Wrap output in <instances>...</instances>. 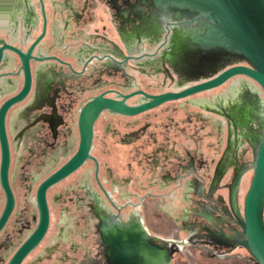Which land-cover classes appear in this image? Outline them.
I'll return each mask as SVG.
<instances>
[{"label":"flooded vegetation","instance_id":"1","mask_svg":"<svg viewBox=\"0 0 264 264\" xmlns=\"http://www.w3.org/2000/svg\"><path fill=\"white\" fill-rule=\"evenodd\" d=\"M42 5L47 32L45 39L42 38L40 51L43 50L49 60L41 64L30 63L31 88L24 99L12 104L4 115L10 149L9 182L14 195V207L0 231L1 235L13 218L12 235L5 239L8 258L36 225L38 211L34 197L37 184L76 149L77 114L86 101L98 94L120 99L118 92L127 94L136 89L150 94L176 91L212 71H180L171 66L167 53H164L170 44L172 22L175 20L165 14L158 19L154 0H0V38L6 44L26 50L44 25ZM57 31L62 34L58 36L55 34ZM106 52L117 55L121 64L94 66L92 61L95 57H101ZM125 55L127 59H123ZM18 65L16 54L9 48L3 49L0 59V104L22 84V76L16 75ZM141 75L148 78L161 76L162 88L155 91L147 89L140 79ZM214 89L206 97L190 96L178 104L207 113L204 116L197 112L195 117L200 122L209 118L211 141L205 142L202 136V139L199 136H191V140L174 139L170 132L175 124L170 118L163 124L157 122L163 129L161 131L156 130L157 126L154 131H147L151 121L138 128H132L138 123L135 119L125 123L130 131L114 145L118 146L120 153L128 145L132 148L134 161L144 160L149 170L144 177L136 176L131 180L114 174L108 166L100 173L99 158L92 153V138L89 154L96 159L97 166L92 159H88L79 167L90 162L70 188L69 202L73 210L67 217L69 208L62 207L64 216L60 219L62 226L59 234L62 238L68 221L76 223L80 219L88 224V231L94 240L93 254L87 250L84 254L91 256L88 264H105V249L96 228L98 214L101 213L114 214L123 220L133 214L138 215L150 234L162 238H167L170 223H174L184 232L182 238L187 239L189 244L200 245L212 254L230 251L218 243L220 228L216 226L226 233H231L237 226L228 205V189L237 170L252 156L251 136L258 124L253 118L258 104L254 93L259 94V90L253 81L244 76L230 79L222 91ZM238 95L244 103L242 114L236 113L231 104L228 105ZM140 100L139 94L125 98L127 104H136ZM105 114L123 118L138 115L104 110L99 117ZM107 125L109 129L114 127L109 121ZM199 129H203L202 125ZM222 131L224 137L221 140ZM157 166L160 168L158 171ZM16 176L17 179H14ZM13 180L27 189L37 183L30 198V211L27 200L20 210H15L18 200ZM48 189L46 202L50 214ZM126 194L131 195L133 200L127 199ZM168 196L170 199L179 198L183 203L176 207L174 213H170V207L162 202ZM62 197L57 192L51 200L58 202ZM3 198L2 192L0 210ZM158 199H161L162 205ZM237 200L241 209L240 189ZM155 220L164 223L165 228L154 226Z\"/></svg>","mask_w":264,"mask_h":264},{"label":"water","instance_id":"2","mask_svg":"<svg viewBox=\"0 0 264 264\" xmlns=\"http://www.w3.org/2000/svg\"><path fill=\"white\" fill-rule=\"evenodd\" d=\"M158 19L164 14L174 19L173 33L167 53L171 66L180 71L211 70L202 79L180 87L176 91L150 94L141 89L127 94L119 93L120 99L98 94L86 101L76 119L78 142L75 151L58 167L39 181L35 188V204L38 211L36 225L10 255L5 264H21L27 254L44 237L49 224L46 190L69 176L86 160L96 159L89 154L93 138V126L104 110L123 115H135L172 100L217 88L236 76H244L261 89L263 99L254 93L258 121L251 136V159L237 170L228 189V205L237 225L231 233L220 226L217 241L227 250L243 247L254 260L264 264V0H154ZM41 10L44 15L43 5ZM38 36L22 51L6 44L1 38L0 59L3 49L9 48L18 58L16 75L22 76L20 88L0 104V189L3 204L0 210V231L5 226L14 207V195L9 182L10 149L4 128V115L12 105L24 99L31 88V62L48 61L40 51L45 39L46 17ZM43 49V47H42ZM34 51V53H33ZM117 55L106 52L95 57L93 65L108 66L117 61ZM128 56H123L127 59ZM39 68V65H38ZM37 70V69H36ZM9 74V73H7ZM4 74V75H7ZM2 74H0L1 76ZM141 95L136 104H127L125 98ZM236 113L244 109L240 95L228 102ZM246 111V110H245ZM245 111L243 113H245ZM250 170L248 186L242 196L241 209L237 194L244 173ZM96 225L101 244L105 249V264H170L175 253L189 243L185 238H162L150 234L138 215L123 220L114 214H98Z\"/></svg>","mask_w":264,"mask_h":264},{"label":"rangeland","instance_id":"3","mask_svg":"<svg viewBox=\"0 0 264 264\" xmlns=\"http://www.w3.org/2000/svg\"><path fill=\"white\" fill-rule=\"evenodd\" d=\"M138 74V73H137ZM238 77V76H237ZM140 79H142V83L149 90H159L162 88L160 84L161 76L156 77H145L141 75ZM228 82V81H227ZM226 82V83H227ZM223 85L215 88L213 91H222L226 85ZM149 84V85H148ZM255 87L259 90V95L263 99L261 89L258 85L253 82ZM212 93V89L202 91L191 96H208ZM134 100V99H132ZM185 98L166 101L157 107L151 108L143 113H140L134 117H120L114 116L110 114H105L100 116L94 125V137L93 144L94 148L92 153L99 158L100 161V173L104 172V167L108 166L112 169L114 174H120L121 176L129 177L131 180L137 177H144L147 173H149L148 167H145L144 160L141 162H136L131 157L132 148L126 147L125 151L122 150L120 153L118 150V146L114 145L118 140H121L122 135H124L127 131H130L128 126H126L127 121L137 120V124L132 126V128H138L141 124L151 121L149 128L147 131H154L156 126L157 131H161L157 125L163 124L168 121L170 118L171 122H174V128H172L170 134L176 140H191V136H199V138L207 141H211L213 139L210 132L209 127V118H204V122H200L199 119L195 117V113H202L204 116L207 115L206 112H202L199 109L192 108L190 106H178V104H182ZM191 110V111H190ZM193 110V111H192ZM187 111L188 113H186ZM190 119V120H189ZM108 121L111 122L112 128H107ZM202 125L203 129L200 130L199 126ZM183 126V127H181ZM197 126V127H196ZM116 130V133H112ZM163 130V129H162ZM193 134V135H192ZM202 136V137H201ZM224 137L223 131L221 132V140ZM127 148H130L129 150ZM123 154V155H121ZM14 160V154H12V162ZM63 161H59L60 164ZM90 166V162L87 161L81 168H79L75 173L67 176L65 179L56 183L52 187H50L47 191L48 203L50 208L49 214V228L43 237L42 241L38 244V246L32 250L22 261L21 264H88L91 261V256H85L84 254L88 251L90 254L94 252V240L91 232L88 231V224L84 221L77 219L76 223H69V221L64 226V233L62 234V238H59L60 219H63V206L69 208L67 212V217L71 215L73 210V205L69 202L70 188L73 183L76 181L77 177L86 170ZM131 166V167H130ZM160 168L156 167V171ZM251 176V171L247 170L240 182V197L242 198ZM17 179V176L14 178ZM15 182V180H13ZM37 183L33 184L30 189L25 187H20L18 182L16 181L13 184V188L16 194L17 203L15 210H20L23 206L24 202L27 200L28 202V210L32 209L31 206V195L33 194V190ZM130 185L127 184L126 187L130 189ZM61 193L62 198L59 199L58 202H52V198L55 193ZM114 196H117V193H113ZM126 198L133 200L131 195L126 194ZM175 195V194H174ZM169 197V196H168ZM2 192L0 189V205L2 201ZM159 200V204L162 205L161 199ZM30 202V203H29ZM163 204H167L170 207V213L176 212L177 206H182L183 203L179 201V198L170 199L165 198ZM62 211V212H61ZM71 211V212H70ZM78 213L76 216L78 217ZM264 217V211H263ZM162 222H164V217H162ZM156 221V220H155ZM170 223V221H169ZM153 224V223H152ZM157 224V225H156ZM154 226L159 228H165L164 223H160V221H156ZM171 224L170 233H168L166 237L171 238H182L184 237V232L179 230L176 224ZM14 226L13 218L7 223L5 230L0 235V264H5L8 259V255L6 253V243L5 239L11 237L12 228ZM157 227H154L158 229ZM11 233V234H10ZM9 234V235H8ZM8 235V236H7ZM14 239V238H11ZM51 248V250H49ZM87 250V251H86ZM220 252V251H219ZM216 254V255H215ZM212 254L210 251H207L202 246L197 244H186L182 247V249L175 253L170 264H254V260L249 255V253L243 247H237L231 251H228L227 254H220L216 252Z\"/></svg>","mask_w":264,"mask_h":264},{"label":"crops","instance_id":"4","mask_svg":"<svg viewBox=\"0 0 264 264\" xmlns=\"http://www.w3.org/2000/svg\"><path fill=\"white\" fill-rule=\"evenodd\" d=\"M53 16L55 17V15H53ZM55 34H57L59 36L60 34H62V32L61 31H57V32H55ZM175 195H177V194H175Z\"/></svg>","mask_w":264,"mask_h":264},{"label":"built area","instance_id":"5","mask_svg":"<svg viewBox=\"0 0 264 264\" xmlns=\"http://www.w3.org/2000/svg\"><path fill=\"white\" fill-rule=\"evenodd\" d=\"M224 254V253H223Z\"/></svg>","mask_w":264,"mask_h":264}]
</instances>
